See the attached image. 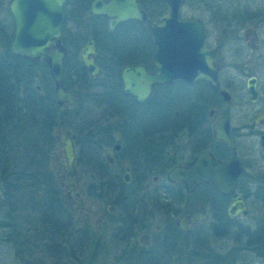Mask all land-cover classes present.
<instances>
[{
	"label": "rangeland",
	"instance_id": "rangeland-1",
	"mask_svg": "<svg viewBox=\"0 0 264 264\" xmlns=\"http://www.w3.org/2000/svg\"><path fill=\"white\" fill-rule=\"evenodd\" d=\"M185 1L186 2L181 9L180 16L182 18H202L205 22H207L208 27L212 30L209 37V42L218 45L221 43L220 19L222 18V9H224V19H237L241 24H252L253 21L251 19H253L255 11L264 14V0H205L204 2L201 0ZM140 2L147 11L149 19H153L158 16L165 8V5H158V3L153 2V0H140ZM8 3L9 0H4L3 8H5V10H0V25L3 28V32L7 31L10 35V42L12 23L7 13ZM66 5L74 4H72V1L70 0L68 3L66 2ZM64 9L67 10V6ZM245 11H247V16H249L248 12L252 11L253 16L250 18L243 17L246 15ZM72 29L73 23L69 19L65 22V33L72 31ZM138 42L135 36L128 35L127 38L120 37L115 39L114 45L117 47L119 56L123 58L128 57L130 58L129 61H134L132 57H137L138 52L136 48L139 45ZM67 43V54L63 62L62 77L64 78V86L68 90L77 94L78 102L66 108L60 107L61 110L58 113L57 125L54 130V145L50 147L47 156V167L53 176V182L55 186L54 188L57 194L58 203L62 208H64L65 215L59 213V216L62 217V223H64V221L67 224L70 222L72 229H79L80 232L88 231L91 242L85 252L80 250L76 251L75 242L72 238L69 240L66 234L61 238H53V242L51 243L55 244L58 249H61L62 247L64 250L65 257L59 264H141L138 261H135V263H125L124 261H118V257L114 260V255L116 254L118 248H113L107 242L112 231V225H114L116 216L118 214L115 211L112 214L106 213L105 204L109 203L110 201L102 202L96 195L88 196L86 194V186L91 180L92 176L91 171H89L79 161V157L81 155L79 152V147H81L83 144V139L76 131L77 128L75 127L76 124H79L76 116L81 115L85 121L87 120V123L89 122L88 125H86L87 127H100L104 129L110 128V130L115 129L113 134L116 136L119 143H121L123 141V137L121 136V132H118L116 129H120L119 124L124 119V115L127 114L126 110H132V101L128 96H125L124 98L119 97L117 90L111 91L109 97L107 95V102L109 99L110 103L117 105L116 107H122L124 112H121V114H123V118L109 117L110 115L114 114L117 109L103 103L98 106L97 102V100H101L100 98L102 96L99 95L105 90V87L108 88V85L104 84L105 76L103 71L101 70L100 75L95 78H88L87 80L80 82L75 76L74 66H76V63L79 62L78 51L83 44V40H80L79 44H73L71 40L67 41ZM242 45L241 39H239L237 43L233 37L228 39V41L224 44V59L227 63H229L227 76L233 80V83L229 85L231 101L229 103L228 113L231 116L232 124L234 125L242 121L245 122V124H249V114L254 109L264 108V86L260 87V100L257 105H253L248 101V97L244 93V89L242 92L240 87L241 80L245 79L248 74L247 72L254 73V71H256L258 76L264 78V60L260 67H257L256 62H254L252 57L253 54L248 51H241L243 47ZM101 48V51L98 52L97 55V62L104 61V50L106 46H101ZM239 59L242 61L250 60L249 63H246L248 66H246L247 71L245 73L246 76L244 77H239L235 67L233 68V65H231L232 63L235 65L237 62L236 60ZM39 76L42 77L44 75L39 73L38 77ZM45 76L47 83L53 90V84L48 72ZM32 85L36 87L39 85V83L35 79ZM197 90L198 88L196 87V91ZM175 92L176 93L173 95L171 100L166 102V104L163 105L159 111H144L140 107L136 106L138 108L136 109L135 113L136 122L132 125L129 124L126 126V135L128 138L127 143H134L138 140L137 128L141 130V125L147 124V121H149L148 115L155 114L157 112L164 115L170 114L173 111L175 105L179 106L183 102L180 88L177 87ZM79 93L81 96L78 95ZM87 93L90 95L89 98L85 97ZM146 107H149V105ZM103 117L104 119L99 121V119ZM251 129V127L246 128V130ZM63 134L70 136L73 135L76 141V144H74L75 148L73 147L75 150L76 159L73 161L74 167L72 170H67L65 167L62 154V144L60 142V138ZM179 141L180 139L177 142ZM192 141L193 138L189 139L187 144L186 141L182 143L180 148H183V146L186 147L180 152H178V150L174 151V148L170 146V148H168L170 156L177 157L178 153L187 156L190 152L189 144ZM239 148L244 151L246 150L248 156L251 157L247 163L246 174L242 184L236 191L244 198L248 215L244 217L238 216L237 218L231 220H227L224 217L223 224L213 223L211 218L208 216V214H210L209 210L212 209L210 199L213 197V194L205 186L198 187L191 196L182 197V200L179 201L177 199L179 195L175 193L169 194L172 196V199L169 201L162 200L161 202L164 214H156V219L153 217V221H151L164 223L160 230V235L162 237H167L169 240V249H172V247L175 248L174 252L170 256L169 263L165 264H202L208 260L209 264H264V249L261 251L260 247L257 245L249 246L248 244H245V237L243 235L245 231L259 229L264 230V161L258 160L257 158L259 156L260 149L257 142V136L250 134L248 136L242 137L239 141ZM105 151L106 149L104 147L101 148V156ZM164 155L165 154H163V156ZM117 156V164L113 167H110L109 165L107 166L109 169L108 172L110 174L118 175V177H120L122 172L129 171L133 179L135 177L138 178V176L140 177V173H143V169L131 170V161L130 159H127L126 153L122 151L117 154ZM145 163L146 167L148 165H154L152 168L153 170L154 168L160 166L154 164L153 161L149 159V156L146 157ZM150 172L151 171H148V174ZM68 179L72 180V191L68 189ZM161 187H164L161 182L155 185L148 177L145 182L140 184L138 188L139 191L132 195H137L136 198L142 196L144 198L145 196L147 197L150 195L162 194L158 192V189ZM174 188L175 186L171 187L170 191L172 192ZM126 191H128V189H126ZM116 193L117 191H114L111 193V195H118ZM77 205L79 206L76 207ZM226 205L227 203L225 204V207ZM93 206L95 207L94 210L92 209ZM116 209L119 210L118 208ZM170 209L171 212L167 211ZM5 211L6 207L3 205L0 199V264H20L19 258L15 254V248L5 240V234L7 233V230L6 228L2 227V223H4L5 219ZM189 211H202L206 213L205 225L201 230L203 234L200 238L198 237L195 242L192 239V232L190 230L175 231L167 227V220L172 221L178 214ZM22 215H25L26 217L29 216L31 222H36V214L32 210L26 211L25 214L22 212ZM99 220L101 222H99ZM221 225H224V233L217 232V229L213 228ZM67 229L69 230V226ZM68 230H65L64 232L66 233L67 231L68 233ZM135 235L137 236V234ZM99 238H102L103 241H101L105 245L103 249L97 247ZM174 243L176 244L174 245ZM157 244L155 245L157 246ZM70 246H72V250H74L76 258L70 259L69 256L67 257V251ZM138 248L139 247H136V249L132 250V252L134 253ZM195 251L198 253V262H196L194 256ZM216 254H219L220 256L224 254V262L222 259L220 260L219 258H216ZM35 256H40V254H35ZM46 257V261L51 263V255Z\"/></svg>",
	"mask_w": 264,
	"mask_h": 264
},
{
	"label": "flooded vegetation",
	"instance_id": "flooded-vegetation-1",
	"mask_svg": "<svg viewBox=\"0 0 264 264\" xmlns=\"http://www.w3.org/2000/svg\"><path fill=\"white\" fill-rule=\"evenodd\" d=\"M10 1V0H9ZM66 1L61 6L62 12V22L60 26V43L65 48V56L67 54V41L71 40L72 43H80V40H83V44L81 45L78 51L79 57V64L80 62V51L83 46L86 44L88 38L92 40L93 48L95 51L94 55V62L99 67V74L101 73V62H97V55L98 52L101 51V46H106L109 40L111 42H115L114 39H109L110 33L111 35H116L114 38H127L128 35H133L137 38V42L139 43L137 50V57H132L134 61L126 62L120 65L126 64H142L147 71H151L153 68L152 62V54L154 52V46L152 44L150 35H149V25L153 22L158 16H160L166 9V5L164 10L155 18L149 19L147 11L144 7L141 6L140 0H137L138 7L142 10L145 15L144 22H138L136 20L127 19L121 20L114 24L112 28L108 27V17L102 13H92L90 11V5L93 0H91L87 6H80L77 2L76 5H66ZM103 3H106L108 0H101ZM67 6V10L64 8ZM184 5H182L183 7ZM181 7V9H182ZM180 9V12H181ZM179 18L182 20L185 19H195L199 18L202 21L204 36H205V46L207 48H216L219 50L221 61L219 63L218 60L213 61L211 65L214 68L219 67L217 72V80H218V88L216 91H212L210 86L207 84L205 80L197 79L191 83H187L181 80H174L168 84L156 83L151 87V93L148 98L143 102H134V100L129 95H124L130 97L132 101V110H126L124 115V119L119 124L120 129H116L118 132H121V136L123 137V141L119 143L116 136L113 134L114 130L110 128L108 129H101L100 127H88L89 130H76L83 139V144L79 147V152H87V148L89 144H92L91 148H97V150H101V148H105L106 151L100 154V158L105 162V164L110 167H113L117 164L118 156L120 152H124L127 155V159H130L131 167L130 169H143V173H140V177L134 178L137 184H142L145 182L148 177L153 184H159L160 182L165 185L175 186L176 188L181 189L182 194L177 197L178 201L182 200V197L191 196L194 191L203 185L210 184H199L197 185L190 193H186L181 181L176 182H168L166 180V172L173 166L178 164H184L190 161L198 152L202 150L209 151L214 158L217 160H224L228 157H236L239 159L242 167L243 173L240 179V183L237 188L228 195H221L219 192L218 194L213 195L211 197L210 203L212 204L209 210L208 216L211 218L213 223H224V216L227 220L235 219L238 216H242L238 214L233 217H229L227 215V208L232 201V199L236 196H240L243 201L244 198L239 195L236 191L239 186L242 184V181L246 174V167L247 163L250 160V156H248L247 151L242 150L239 148V141L242 137L248 136L253 134L257 136V142L259 146V156L257 157L258 160L264 161V146H262V142L264 143V108L254 109L250 114V123L245 124V122H238L236 125L232 124V118L229 115V103L231 101V93L229 90V85L233 83V80L227 76V71L229 67V63H227L224 59V44L230 38H234V40L238 43L239 39H241V44H243L242 52L248 51L253 54L254 62H256L257 67L263 63L264 60V14L261 12L254 13L252 24H241L238 22L237 19L227 18L224 19V9H222V18L220 19V32H221V43L220 45L209 42V37L211 35V28L208 27L207 22H205L200 17H191V18ZM8 13V11H7ZM11 23H12V31H11V39L13 36L14 30V23L13 20L8 13ZM69 16V17H68ZM71 20L73 23L72 31L66 32L64 30L65 22L67 20ZM136 22L140 24V34H137L132 31L130 28L132 23ZM213 21V20H212ZM128 22V23H127ZM216 22V21H214ZM243 26V27H241ZM249 29V33L245 36V30ZM241 31V34H240ZM123 34V35H122ZM118 35H120L118 37ZM127 35V36H126ZM232 36V37H230ZM11 41V40H10ZM10 43V42H9ZM251 43V47L249 44ZM9 45V44H8ZM104 49V48H103ZM247 49V50H244ZM64 56V58H65ZM105 57V56H104ZM147 61V62H146ZM237 62L232 67H235V70L238 73L239 77L246 76L245 73L247 71L246 63H249L250 60H236ZM246 61V62H244ZM64 62V60H63ZM82 66V65H81ZM83 67V66H82ZM119 67V69H120ZM84 68V67H83ZM85 69V68H84ZM118 69V74H119ZM87 76L88 71L85 69ZM247 76L245 79L241 80L240 87L243 92L248 97V101L253 104L257 105L259 102L260 94L259 90L260 87L264 86V78L257 75V72L254 73L247 72ZM98 75L92 77L95 78ZM63 79V77H62ZM119 79V76H118ZM252 80L253 87L256 91V100L251 101L248 92L246 90V85ZM120 83V81H119ZM64 85V83H63ZM177 87L181 90V96L183 98V102L178 106L175 105L173 111L170 114L164 115L160 114L159 112L155 114L148 115L149 121L147 124L141 125V130L137 128V137L138 140L136 142H129L127 135H126V126L132 125L136 122V106L140 107L144 111L149 110H156L159 111L166 102L170 101L173 95L176 93L175 90ZM196 87L198 90L196 91ZM121 88V84H120ZM120 90V89H119ZM220 91L223 94H220ZM73 92V91H72ZM224 92H226L227 97H224ZM76 96L77 103L78 98L77 94L73 92ZM121 93V91H120ZM122 94V93H121ZM123 95V94H122ZM74 103V104H75ZM72 104V105H74ZM149 105V107H146ZM71 105L63 106L62 108H66ZM178 106V107H177ZM146 107V108H145ZM139 108V109H140ZM135 110V112H134ZM256 115L257 117L254 119L253 116ZM109 116V115H108ZM106 117V116H105ZM109 117H118L123 118V114L114 113ZM225 119L228 124L229 134L232 137L234 148L230 149L226 144L223 142L213 138L212 136V126L219 120ZM104 119L101 118L99 121ZM89 123V122H88ZM88 123L83 124V127H87ZM247 127H251V130H246ZM94 128V129H93ZM124 128V129H123ZM70 136V135H69ZM73 147L75 148L76 141L74 136H70ZM193 138V141L189 144L190 152L187 156H184L178 153L177 157L170 156V152L168 148L170 146L178 152L182 151L185 147L180 148L181 144L186 141V144L189 142V139ZM180 139L179 142H177ZM75 142V143H74ZM85 144V146H84ZM118 145L117 149L113 147ZM90 150V149H88ZM111 151V157L113 159V163H110L104 156L105 153ZM153 151V152H152ZM75 154V150H74ZM163 154H165L163 156ZM149 156V159L153 161L154 164L160 165L157 168H154V165L145 166L146 157ZM76 159V154L74 160ZM109 167V168H110ZM145 167V168H144ZM148 171H151L148 174ZM124 173L128 176V182H124L123 175ZM120 180L124 183H129L131 180H134L131 177L129 171H124L120 175ZM212 187V186H211ZM216 190V189H215ZM137 195L132 194H118V195H111L106 194L99 196L102 202L110 201L109 203L105 204V211L107 214H112L114 211L117 212L116 220L114 225H112V231L109 235L108 244L111 245L113 248H118L116 254L114 255V260L117 258L118 261H124L125 263H135L138 259L136 258L137 253L143 252L147 253L149 250L153 248H159V243L163 240L164 236L160 235V230L163 227L164 223L159 222H151L153 221V217L156 219V214L163 213L162 209V200L169 201L172 199V196L169 194H155L150 196H145L143 198L139 197L136 198ZM114 198V199H113ZM227 203L226 207L225 204ZM245 204V202H244ZM246 206V205H245ZM118 208L119 210H117ZM92 209L94 210L95 207L93 206ZM116 209V210H115ZM171 212L170 210H167ZM194 217H191V216ZM248 215V214H247ZM183 216H188L187 220L185 221L184 228H181L180 219ZM244 217V216H243ZM206 221V213L202 211H189L182 214H178L174 217V219L167 220V227L169 229L175 231H185L190 230L192 232V239L195 242L197 238L202 236V229L205 225ZM99 222H101L99 220ZM217 229V232L224 233V225L213 227ZM137 234V236L135 235ZM144 235L143 238L144 244H141L140 237ZM136 236V240H135ZM102 238L98 240L99 248H104L105 245L101 241ZM158 243V244H157ZM263 243V242H262ZM261 243V247H262ZM157 244V246L155 245ZM176 243H174L175 245ZM170 246V244H169ZM173 246V245H172ZM196 246V243H195ZM139 247L134 253L132 250ZM152 247V248H151ZM151 248V249H150ZM175 248L172 249L166 248L162 250L163 262L169 263L170 256L174 252ZM198 253L195 251V259L198 262ZM200 254V253H199ZM216 258L224 262V254L220 256L216 254ZM63 261V259L61 260ZM60 261V262H61ZM162 262V263H163ZM211 262V260H210ZM202 264H209V260ZM218 264V263H217Z\"/></svg>",
	"mask_w": 264,
	"mask_h": 264
},
{
	"label": "trees",
	"instance_id": "trees-1",
	"mask_svg": "<svg viewBox=\"0 0 264 264\" xmlns=\"http://www.w3.org/2000/svg\"><path fill=\"white\" fill-rule=\"evenodd\" d=\"M71 1L74 5L77 2L84 7L90 0ZM153 2L165 5L163 0H153ZM3 5L4 0H0V10H5ZM248 13L249 16L245 11L246 15L243 17L253 16L252 11ZM131 23L132 31L140 34V24L133 21ZM2 29L0 25V199L6 207L5 219L2 223V227L7 230L5 240L15 248L20 264H59L65 254L62 247L58 249L51 243L53 238H61L66 234L69 240L72 238L75 242L76 251L83 252L88 249L91 242L88 231L80 232L79 229H72L70 222L62 223L59 213L65 215L64 208L58 203L53 176L47 167V156L50 147L54 145V130L61 109L56 107L52 88L47 83L45 75L48 71L45 63L32 62L11 55L8 50L10 35ZM115 36L110 33L109 39L115 41ZM104 51L105 57L104 61H101V69L105 76L104 84L108 85V88L104 86L105 90L99 95L102 96L101 100H97L98 106L102 103L106 104L116 108L115 113L121 114L124 109L120 106L116 107L117 105L110 103L109 99L107 102V95L109 97L111 91L117 90L119 97H125L119 90L117 71L121 64L130 62V58L119 56L117 47L110 40ZM74 67L75 76L80 82L89 78L79 63ZM39 73L44 76L39 78ZM35 79L39 83L38 89L32 85ZM78 95L81 96L80 93ZM85 97L89 98L90 95L87 93ZM76 118L79 122L75 125L77 130L90 129L82 126L87 120L85 121L81 115ZM91 145H87V152H80L79 157L80 163L91 171L92 176L87 183L86 194L97 197L114 191H117L116 194H136L140 185L134 180L126 184L118 175L110 174L107 165L100 158V151L91 148ZM203 186L213 195L218 194L213 187ZM171 187L173 186L165 185L159 188L158 192L182 194L181 189L176 187L171 192ZM28 209L36 214V222H31L29 216L22 215V212L25 214ZM65 230H68V233L67 231L65 233ZM243 235L245 244L257 245L263 251L261 243L264 241V230L245 231ZM168 246L169 240L164 237L159 243V248H153L147 253L139 252L136 258L141 264H165L161 254ZM49 255L52 258L51 263L46 261V256ZM68 256L70 259L76 258L72 246L67 251Z\"/></svg>",
	"mask_w": 264,
	"mask_h": 264
},
{
	"label": "water",
	"instance_id": "water-1",
	"mask_svg": "<svg viewBox=\"0 0 264 264\" xmlns=\"http://www.w3.org/2000/svg\"><path fill=\"white\" fill-rule=\"evenodd\" d=\"M64 1L10 0L7 5V11L14 23L13 36L8 45L9 53L32 62L45 63L53 84L54 102L58 108L72 105L76 101L75 94L63 85L62 80L65 48L60 43V26L61 6ZM163 2L166 5L165 11L151 22L148 28L154 46L152 70L147 71L142 64H126L119 69L120 91L123 95L131 96L134 102L145 101L151 93L152 85L156 83L168 84L174 80L191 83L202 79L212 91L218 88L219 67L214 68L211 63L216 60L220 63L221 57L218 49L205 46L202 21L199 18L185 20L179 18L185 0H163ZM90 11L105 14L108 17L109 28L121 20L132 19L140 23L145 20L137 0H108L106 3L93 0ZM249 31V29L245 30L244 38ZM249 46H252L251 43ZM94 55L92 40L88 38L80 51V62L91 78L100 72L94 62ZM246 90L250 100L255 101L256 91L252 80L247 83ZM220 94L223 92L220 91ZM225 96L227 97L226 92H224ZM256 117L253 116L254 119ZM212 136L230 149L234 148L225 119H219L212 126ZM60 142L65 167L67 170H72L75 157L72 140L69 135L63 134ZM262 146H264L263 142ZM113 148L117 149L118 145ZM104 157L113 163L111 151L106 152ZM242 173L243 167L238 158L231 156L217 160L209 151L202 150L190 161L171 167L166 172V180L171 183L181 181L186 193H190L197 185L205 183L210 184L221 195H228L239 185ZM123 179L124 182H128L126 173ZM67 186L69 190H73L71 179H68ZM238 214L242 216L248 214L240 196L234 197L227 208L229 217ZM187 218L188 216L179 218L181 228H184ZM144 237V235L140 237L141 244H144ZM262 247L264 248V242Z\"/></svg>",
	"mask_w": 264,
	"mask_h": 264
}]
</instances>
